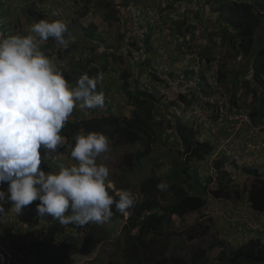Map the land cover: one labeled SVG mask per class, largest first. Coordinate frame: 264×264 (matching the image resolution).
Returning a JSON list of instances; mask_svg holds the SVG:
<instances>
[{
  "label": "rangeland",
  "instance_id": "374dc122",
  "mask_svg": "<svg viewBox=\"0 0 264 264\" xmlns=\"http://www.w3.org/2000/svg\"><path fill=\"white\" fill-rule=\"evenodd\" d=\"M107 1L113 6L108 10L93 0H0V33L30 34L35 21L28 17L27 11L32 9L45 20L67 22V46L49 39L41 45V50L71 85L74 86L82 74L91 76L101 65H107L97 89L105 95L104 107L91 110L88 116L77 107L69 119L74 123L105 118L108 114L132 118L137 111L124 90L134 89L135 83L154 95L157 103L149 124L155 134L149 155L135 163V155L145 151L147 137L144 135L138 143L121 145L106 136L109 149L97 158V164L109 168L106 182L112 184L109 193L118 200L120 190L131 191L135 196L134 205L127 214H120L113 206V216L108 223H91L86 231L75 232L51 217H38L35 209L39 201L26 206L19 215L11 202H6L4 212L0 213V264H51L50 251L57 243L55 232L60 227L74 243V253L63 264H126L122 249L128 233L135 232L130 223L140 205L151 202L158 210L172 204L174 181L170 178L184 163L181 146L170 126L174 118L196 129L198 139L213 147L202 162L189 163L187 167L193 169L187 173L195 174L202 184L231 179L242 191V198L225 201L207 196L208 201L200 212L181 219L172 216L171 224L164 229L168 237L167 259L178 257L189 262L192 253L202 250L205 264H219L216 255L223 248L219 243L235 248L251 239L264 241V214L253 212L247 203L253 179L242 170L251 168L241 162L264 161V119L258 125H244L235 135H228L226 124L218 120L219 107L249 114L258 106V101L264 103V87L249 71L257 67L254 55L264 41V18L261 28L258 26L252 52L248 57L235 58L234 51L220 39L223 25L215 15L213 0H210L215 3L213 6L208 0ZM224 1H242L250 3L255 10L264 11V0ZM108 14L110 19L105 18ZM86 30L101 36L105 42L91 41L85 35ZM200 54L214 57L215 61L206 64L199 60ZM123 72L129 74L126 80L121 77ZM238 74L241 75L236 81ZM207 87L211 94L204 96L202 91ZM179 92L189 104L177 100ZM78 134L84 133L79 131L71 136V140L64 143L65 150L74 146ZM248 141L254 143L253 151L243 150ZM235 156L238 160L233 158ZM231 161L239 163H235L236 169ZM59 162L70 166L75 160L62 154ZM41 167L45 172L58 171L50 161H45ZM224 172L228 175H223ZM153 177L158 179L156 188L143 192L142 183ZM160 184L165 187L158 188ZM6 189L7 184L0 185V190ZM86 233L92 239L88 245L83 243ZM99 238H104L103 242H94Z\"/></svg>",
  "mask_w": 264,
  "mask_h": 264
},
{
  "label": "clouds",
  "instance_id": "9594fccd",
  "mask_svg": "<svg viewBox=\"0 0 264 264\" xmlns=\"http://www.w3.org/2000/svg\"><path fill=\"white\" fill-rule=\"evenodd\" d=\"M66 33V21L45 19L33 23L28 35L0 33V185L7 184L0 190V213L6 202L19 215L39 201L35 211L40 218L51 217L64 226L102 225L111 220L113 206L127 214L135 196L120 190L117 200L109 193V168L97 164L109 149L102 133L76 135L70 152L75 163L59 162L58 149L65 143L60 133L74 109L88 116L105 103L103 91L97 90L103 73L82 74L73 86L41 50L49 38L66 47ZM45 161L58 171L45 172ZM56 230L59 243L63 234Z\"/></svg>",
  "mask_w": 264,
  "mask_h": 264
},
{
  "label": "trees",
  "instance_id": "16d2710c",
  "mask_svg": "<svg viewBox=\"0 0 264 264\" xmlns=\"http://www.w3.org/2000/svg\"><path fill=\"white\" fill-rule=\"evenodd\" d=\"M93 1H96L98 6L104 10L113 7L112 3L107 0ZM213 1L216 3L214 9L215 15H218L217 17L220 18V22L223 25L220 28L222 43L225 46H230L234 51L235 58L248 57L255 44L258 26L260 25L261 28L264 11L255 10L250 3L242 1ZM214 2L210 1L211 6L215 4ZM262 6L260 4V8ZM27 15L35 22L43 19L41 13L32 9L27 11ZM105 18L110 19L109 14ZM85 35L91 41L105 42L101 36L94 35L91 31L86 30ZM49 39L51 40V38ZM254 57L257 67H253L249 71H251L252 78L256 79L260 83V86L264 87V41H261L258 45ZM199 60L206 62V64H211L215 61L214 57L207 56V54H200ZM106 70L107 65L103 64L94 70L92 75L96 77L98 73H104ZM192 74L191 72L190 78ZM240 75L238 74L235 77L236 81H239ZM128 76V73L123 72L121 77L123 80H126ZM124 91L125 96L131 101L137 111L132 118L123 119L108 114L107 117L101 119L91 118L75 123L73 120H69L60 133L65 137V142L70 141L71 136L79 131L84 134L89 132L102 133L117 145L138 143L142 140V135H144L147 137L144 143L145 151L135 155V163L138 164L141 158L149 155L151 152V142L155 134L150 127L149 121L154 116L153 107L157 103V100L151 92L142 86L139 87L138 83H135L134 89L130 88ZM202 92L204 96L211 94L208 87ZM177 100L180 103L185 102L189 104L185 95L181 92L177 94ZM248 117L252 125L260 124L264 119V103L258 101V106L251 110ZM170 126L181 146L184 161L181 166L172 172V177H169L174 181L171 185L172 204L169 207H160L158 210H155L151 202L140 205L136 211L135 219L133 221L130 219L132 221L130 224H132L135 232L133 234L128 233L122 249L126 264H205L206 258L202 250L192 253L189 262H185L178 257L167 259L168 237L164 233V229L171 224L172 216L181 219L188 214L200 212L208 201L207 196L214 200L225 201H239L242 198V191L239 190L238 186L231 179H225L224 183L215 180L209 184H202L195 174H188V170L193 169L187 167L189 163L202 162L205 156L212 153L213 147L209 142L200 141L197 130L184 124L179 119L174 118ZM72 147L67 151L65 150V145H63L58 151L70 156ZM231 166L234 169L237 168L234 162H232ZM214 169L216 171L219 170L217 163ZM242 172L253 179L247 192V203L250 209L257 214H264V175L254 169L249 170L244 168ZM224 174L228 175L227 172H224ZM157 182L158 179L154 177L146 179L142 183V191L147 193L150 189H155ZM90 226L91 223L83 227L74 224L68 225L75 232L86 231ZM59 231L63 234V237L56 247L50 251L49 259L51 260V264H63L74 253L72 252V249H74L73 238L67 235L63 228H59ZM85 236L86 238L83 243L88 245L92 239L88 234ZM103 240L104 238H99L94 240V242L99 243L103 242ZM218 245H222L223 247L216 255V259L220 261L219 264H264V241L251 239L247 244L235 248L224 246L223 243H219Z\"/></svg>",
  "mask_w": 264,
  "mask_h": 264
},
{
  "label": "built area",
  "instance_id": "2783aa9c",
  "mask_svg": "<svg viewBox=\"0 0 264 264\" xmlns=\"http://www.w3.org/2000/svg\"><path fill=\"white\" fill-rule=\"evenodd\" d=\"M218 110V120L226 124L228 135H235L237 131H241L244 125L250 123L248 114L224 110L222 107H219ZM254 148L252 141H248L244 145V149L253 150Z\"/></svg>",
  "mask_w": 264,
  "mask_h": 264
},
{
  "label": "crops",
  "instance_id": "0c3cea01",
  "mask_svg": "<svg viewBox=\"0 0 264 264\" xmlns=\"http://www.w3.org/2000/svg\"><path fill=\"white\" fill-rule=\"evenodd\" d=\"M253 132H250V135H252ZM247 136V134L245 135ZM248 138H252V137H248ZM244 150V147H243ZM247 151H253V150H249V149H245ZM239 151V150H238ZM235 160H238V158L233 157ZM235 162L236 164H239L237 161H232ZM245 166L250 167L252 170H257L258 172H260V174L264 173V168H262V166H264V161H241ZM260 215V214H258Z\"/></svg>",
  "mask_w": 264,
  "mask_h": 264
}]
</instances>
